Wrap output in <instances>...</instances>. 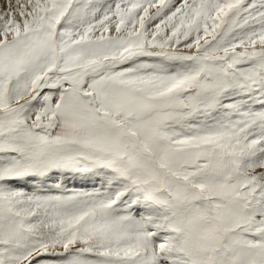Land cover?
<instances>
[{"label": "snow or ice", "instance_id": "6c2138e0", "mask_svg": "<svg viewBox=\"0 0 264 264\" xmlns=\"http://www.w3.org/2000/svg\"><path fill=\"white\" fill-rule=\"evenodd\" d=\"M0 264H264V0H5Z\"/></svg>", "mask_w": 264, "mask_h": 264}, {"label": "bare ground", "instance_id": "6f19581e", "mask_svg": "<svg viewBox=\"0 0 264 264\" xmlns=\"http://www.w3.org/2000/svg\"><path fill=\"white\" fill-rule=\"evenodd\" d=\"M5 3V0L3 1ZM64 183L68 184V185H80L85 187L84 185L87 184L88 186H90L87 182L84 181H80V180H72V179H66L64 180ZM50 186V184H49ZM25 187H28L27 185H25Z\"/></svg>", "mask_w": 264, "mask_h": 264}, {"label": "rangeland", "instance_id": "374dc122", "mask_svg": "<svg viewBox=\"0 0 264 264\" xmlns=\"http://www.w3.org/2000/svg\"><path fill=\"white\" fill-rule=\"evenodd\" d=\"M4 0H0V5H3L4 4V2H3ZM66 184V183H65ZM68 187H76V188H80V187H83V186H80V185H68V184H66ZM85 187H88V185L87 184H85L84 185ZM28 190H31L30 189V187L28 188Z\"/></svg>", "mask_w": 264, "mask_h": 264}]
</instances>
